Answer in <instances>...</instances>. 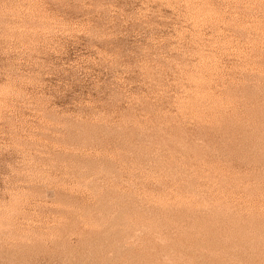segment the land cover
<instances>
[{
	"label": "rangeland",
	"instance_id": "1",
	"mask_svg": "<svg viewBox=\"0 0 264 264\" xmlns=\"http://www.w3.org/2000/svg\"><path fill=\"white\" fill-rule=\"evenodd\" d=\"M0 264H264V0H0Z\"/></svg>",
	"mask_w": 264,
	"mask_h": 264
},
{
	"label": "bare ground",
	"instance_id": "2",
	"mask_svg": "<svg viewBox=\"0 0 264 264\" xmlns=\"http://www.w3.org/2000/svg\"><path fill=\"white\" fill-rule=\"evenodd\" d=\"M157 239H158V238H157ZM161 241H162V240H161ZM161 241H160V242H161ZM161 243H162V242H161Z\"/></svg>",
	"mask_w": 264,
	"mask_h": 264
}]
</instances>
